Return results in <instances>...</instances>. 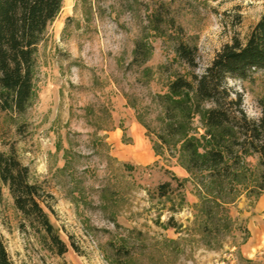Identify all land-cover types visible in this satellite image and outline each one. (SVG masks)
I'll list each match as a JSON object with an SVG mask.
<instances>
[{
  "label": "rangeland",
  "instance_id": "obj_1",
  "mask_svg": "<svg viewBox=\"0 0 264 264\" xmlns=\"http://www.w3.org/2000/svg\"><path fill=\"white\" fill-rule=\"evenodd\" d=\"M263 11L264 0H63L38 46L32 104L0 112V155L13 151L29 167L68 250L58 254L43 241L0 178V232L13 264H264V190L247 181L225 195L233 201L213 215H230L231 229L225 219L205 233L195 181L172 201L158 196L159 184L176 187L173 175L189 174L176 157L156 155L154 135L137 120L157 127L154 94L166 91L170 71H186L178 42L197 47L203 73L235 36L246 40ZM141 39L153 51L138 65L133 50ZM227 85L259 120L264 69ZM240 166L258 173L259 155ZM170 216L180 228L164 226Z\"/></svg>",
  "mask_w": 264,
  "mask_h": 264
},
{
  "label": "trees",
  "instance_id": "obj_2",
  "mask_svg": "<svg viewBox=\"0 0 264 264\" xmlns=\"http://www.w3.org/2000/svg\"><path fill=\"white\" fill-rule=\"evenodd\" d=\"M63 0H0V112H24L33 102L38 46L44 40L48 25L59 14ZM149 41L137 40L133 62L145 64L152 55ZM177 57L186 71H170L166 91L155 93L159 109L157 127L151 129L142 116L137 120L154 135L153 149L158 156L177 158L189 177L157 187L159 197L172 201L171 194L183 183L193 180L200 195L199 210L205 215L203 231L219 230V220L233 219L226 214L216 219L214 209L225 210V195L238 193V187L249 181L250 190H264V104L259 120L251 119L242 108V98L233 97L227 85L229 77L244 78L254 69H264V11L245 41L234 37L214 56L203 73H198L197 47L180 41L175 46ZM150 75L151 68H144ZM196 119L200 127L195 124ZM258 154L260 169L249 176L241 169L243 157ZM0 178L9 187L17 209L58 254L68 250L43 206L41 187L30 180V169L15 152L0 155ZM247 188H250L248 186ZM181 195V193H180ZM181 195L180 206L184 203ZM50 210L51 205H47ZM171 210L176 211L173 202ZM165 227L180 228L170 216ZM212 227H210V225ZM0 264H13L0 232Z\"/></svg>",
  "mask_w": 264,
  "mask_h": 264
}]
</instances>
